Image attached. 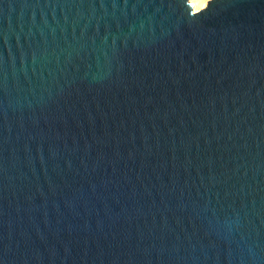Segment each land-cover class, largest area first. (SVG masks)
<instances>
[{
  "label": "water",
  "instance_id": "95a60500",
  "mask_svg": "<svg viewBox=\"0 0 264 264\" xmlns=\"http://www.w3.org/2000/svg\"><path fill=\"white\" fill-rule=\"evenodd\" d=\"M0 264H264V0H0Z\"/></svg>",
  "mask_w": 264,
  "mask_h": 264
},
{
  "label": "bare ground",
  "instance_id": "6f19581e",
  "mask_svg": "<svg viewBox=\"0 0 264 264\" xmlns=\"http://www.w3.org/2000/svg\"><path fill=\"white\" fill-rule=\"evenodd\" d=\"M190 2L192 3L193 10L196 11L205 5L206 0H190Z\"/></svg>",
  "mask_w": 264,
  "mask_h": 264
},
{
  "label": "rangeland",
  "instance_id": "374dc122",
  "mask_svg": "<svg viewBox=\"0 0 264 264\" xmlns=\"http://www.w3.org/2000/svg\"><path fill=\"white\" fill-rule=\"evenodd\" d=\"M189 1H190V0H189ZM206 2H207V0H206ZM205 5H206V3H205ZM205 5H204V6H205Z\"/></svg>",
  "mask_w": 264,
  "mask_h": 264
}]
</instances>
